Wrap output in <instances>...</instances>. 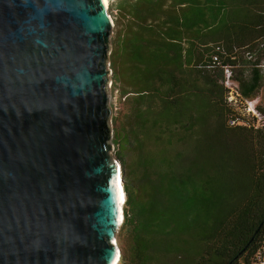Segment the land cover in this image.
<instances>
[{"label":"trees","instance_id":"16d2710c","mask_svg":"<svg viewBox=\"0 0 264 264\" xmlns=\"http://www.w3.org/2000/svg\"><path fill=\"white\" fill-rule=\"evenodd\" d=\"M115 9L124 25L112 85L128 105L118 264H254L264 131L227 125L241 112L227 101L224 68L243 99L264 92V0H120Z\"/></svg>","mask_w":264,"mask_h":264},{"label":"water","instance_id":"95a60500","mask_svg":"<svg viewBox=\"0 0 264 264\" xmlns=\"http://www.w3.org/2000/svg\"><path fill=\"white\" fill-rule=\"evenodd\" d=\"M114 26L103 0H0V264L120 261Z\"/></svg>","mask_w":264,"mask_h":264},{"label":"rangeland","instance_id":"374dc122","mask_svg":"<svg viewBox=\"0 0 264 264\" xmlns=\"http://www.w3.org/2000/svg\"><path fill=\"white\" fill-rule=\"evenodd\" d=\"M120 0H108V11L110 16L112 17L114 21V28L111 35V51H110V64L112 63V58L114 55V52L118 48V39L120 38V35L122 36L123 33V24H121L119 27L117 26L116 18H118V13L115 9V5ZM116 57V54L114 55ZM110 69L112 71V74L110 75V79L113 82L114 74L113 69L110 65ZM258 96L261 98V103L264 106V92L261 90L258 94ZM110 105L112 109V115H111V127H112V139L111 144L113 146V150L111 152L112 158L118 161V153L120 150V145L122 141V123L125 117V114L128 111V105H126L125 99L121 96V86L118 85L115 89H113V85L110 88ZM116 243L121 251V255L124 251H126V242L122 235L121 227L118 230L116 234Z\"/></svg>","mask_w":264,"mask_h":264},{"label":"built area","instance_id":"2783aa9c","mask_svg":"<svg viewBox=\"0 0 264 264\" xmlns=\"http://www.w3.org/2000/svg\"><path fill=\"white\" fill-rule=\"evenodd\" d=\"M215 61H218L217 57H215ZM258 68L264 70V63L259 64ZM224 85L229 89L228 103L233 105L235 110L241 112L239 116L230 114L227 117V125L236 127L242 124L254 130L264 131V113L259 109L261 98L257 96L252 99H243L237 83L233 80V71L230 66L224 68ZM254 264H264V241L255 254Z\"/></svg>","mask_w":264,"mask_h":264},{"label":"bare ground","instance_id":"6f19581e","mask_svg":"<svg viewBox=\"0 0 264 264\" xmlns=\"http://www.w3.org/2000/svg\"><path fill=\"white\" fill-rule=\"evenodd\" d=\"M104 1V4L106 5V7L108 8V0H103ZM111 19H112V17H111ZM118 168H120V166H118ZM121 174H120V178H121ZM117 244V243H116ZM118 246V245H117Z\"/></svg>","mask_w":264,"mask_h":264}]
</instances>
